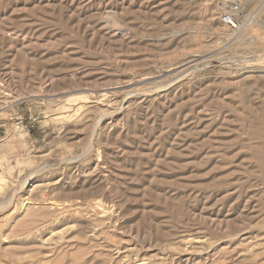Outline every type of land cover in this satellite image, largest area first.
Masks as SVG:
<instances>
[{"label": "rangeland", "instance_id": "obj_1", "mask_svg": "<svg viewBox=\"0 0 264 264\" xmlns=\"http://www.w3.org/2000/svg\"><path fill=\"white\" fill-rule=\"evenodd\" d=\"M232 1L237 32L220 0H0V264H264V7Z\"/></svg>", "mask_w": 264, "mask_h": 264}, {"label": "built area", "instance_id": "obj_2", "mask_svg": "<svg viewBox=\"0 0 264 264\" xmlns=\"http://www.w3.org/2000/svg\"><path fill=\"white\" fill-rule=\"evenodd\" d=\"M220 2L225 7V11L219 16L220 23L224 26H227L233 32H237L241 28L242 24V21L240 20V4L232 0H220Z\"/></svg>", "mask_w": 264, "mask_h": 264}, {"label": "bare ground", "instance_id": "obj_3", "mask_svg": "<svg viewBox=\"0 0 264 264\" xmlns=\"http://www.w3.org/2000/svg\"><path fill=\"white\" fill-rule=\"evenodd\" d=\"M55 1V0H54ZM262 8V7H264V0H261V3L259 4V8ZM261 9H259L258 11L256 10L255 12H254V15L251 17V15H250V17L246 20V21H244V24H243V30H242V32L244 31H247L248 30V28H249V26H250V23H249V20L250 19H252L254 16H256V15H258L259 14V11H260ZM254 19V18H253ZM247 33V32H246ZM8 34V33H7ZM245 34V33H244ZM237 35V34H236ZM249 40H250V38H249V36H243V35H239L238 37H236V39H235V41H236V45L237 46H243V45H246V44H248V42H249ZM207 50V49H206ZM208 55V54H207ZM176 66V65H175ZM177 66H178V64H177ZM170 71V70H169ZM168 71V72H169ZM145 79V78H144ZM50 82V81H49ZM170 88V87H169ZM167 89V88H166ZM158 91V90H157ZM160 91V90H159ZM145 92V91H144ZM165 92V91H164ZM156 94V93H155ZM131 95V94H130ZM133 96V95H132ZM125 99V98H124ZM142 99V98H141ZM6 101V100H5ZM139 103V102H138ZM264 119V118H263ZM86 124V123H85ZM115 124V123H114ZM110 125V124H109ZM114 126V125H113ZM115 126H116V124H115ZM254 129H255V127H254ZM256 130V129H255ZM259 130V132H260V129H258ZM263 130H264V128H263ZM262 131V130H261ZM255 132V131H254ZM256 132H258V131H256ZM264 132V131H263ZM262 133V132H261ZM263 134V133H262ZM116 135V134H115ZM264 135V134H263ZM259 136V135H258ZM257 138H259V137H257ZM260 138H261V136H260ZM262 145V144H261ZM264 146V145H263ZM263 146H261V147H263ZM260 151V153H258L256 156H255V159H254V161H256V162H258L259 164H258V166L259 167H264V150H259ZM254 156V155H253ZM113 161V160H112ZM261 167V168H262ZM263 170V169H262ZM81 178V177H80ZM5 182V178L3 177V176H1L0 175V185L2 184V183H4ZM79 183V182H78ZM104 193H105V191H104ZM107 197V196H106ZM97 200V199H96ZM26 202V201H25ZM97 206V205H96ZM51 207V206H50ZM81 208V207H80ZM72 213V212H71ZM93 224V223H92ZM46 261H47V259H46Z\"/></svg>", "mask_w": 264, "mask_h": 264}]
</instances>
